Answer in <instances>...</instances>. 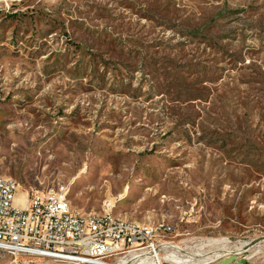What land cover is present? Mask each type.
<instances>
[{
    "label": "rangeland",
    "instance_id": "rangeland-1",
    "mask_svg": "<svg viewBox=\"0 0 264 264\" xmlns=\"http://www.w3.org/2000/svg\"><path fill=\"white\" fill-rule=\"evenodd\" d=\"M0 176L264 250V0H0Z\"/></svg>",
    "mask_w": 264,
    "mask_h": 264
},
{
    "label": "built area",
    "instance_id": "built-area-1",
    "mask_svg": "<svg viewBox=\"0 0 264 264\" xmlns=\"http://www.w3.org/2000/svg\"><path fill=\"white\" fill-rule=\"evenodd\" d=\"M18 190L15 180L0 176V252L15 259L57 264H216L238 256L246 264H264L262 249L251 257L239 252L210 258L204 247L194 256L183 254L188 246L175 242L171 225L120 218L111 201L101 213L76 212L64 189L27 192L23 208H16ZM223 242L204 245L223 249Z\"/></svg>",
    "mask_w": 264,
    "mask_h": 264
}]
</instances>
